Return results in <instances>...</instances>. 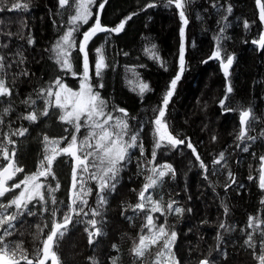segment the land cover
Wrapping results in <instances>:
<instances>
[{"label":"trees","instance_id":"16d2710c","mask_svg":"<svg viewBox=\"0 0 264 264\" xmlns=\"http://www.w3.org/2000/svg\"><path fill=\"white\" fill-rule=\"evenodd\" d=\"M12 2L14 0H0V7L10 6ZM24 2L28 3L27 10L0 11V45H8L0 48V54L7 56L6 63L18 62L21 57L16 53H21L24 59L22 64L14 63V69H6L4 78L13 88V94L0 97V118L4 121L0 124V142L6 143L4 134L20 127L28 129L25 136L12 137L15 145H8L10 151L15 147V160L24 169L9 184L37 170L44 154V135L60 138L69 135L65 133V127L71 131V126L59 121L58 110L54 108L36 123L21 119L31 110L22 101L31 95L36 100L33 107L42 110L44 101L36 96L40 89L49 87L57 77L75 89L80 79L79 75L61 70L53 50L56 42L72 27L69 18L74 14V6L61 9L58 0ZM102 2L95 0L92 10L99 8ZM150 3L155 7H147ZM229 5L230 13L227 11ZM185 13L187 24L181 20L179 10L174 4L168 5L167 0H107L104 8L98 10L102 26L109 29L132 16L119 33H97L89 40L86 50L92 83L103 84L99 92L108 101L110 109L126 110V117L120 112H113V115L127 120L130 134H138V146L130 148L121 163L115 189L103 193L107 202L100 208L103 220L97 225L102 233L89 244L85 227L90 216L76 217L68 225L59 245L54 247L61 264H92V260L97 264H112L113 260L117 264H140L131 250L138 236L148 232L144 228L147 215L153 216L157 226L164 224L169 232H176L172 251L180 264H197L209 251L216 264H257L253 249L245 244V240L246 233L253 231L247 227L249 217L258 216L264 220V204H261L264 190L259 187L258 180L259 158L264 156V49L253 43L264 34V22L259 19L255 0H188ZM245 21L249 25L247 28ZM88 25L81 24L79 32L74 33L76 47L70 50L73 71L77 73L82 72L83 57L78 51L82 41L79 39H83ZM181 28L184 29L183 39ZM8 33L12 35L8 36ZM29 37L34 43L27 42ZM182 43L184 64L181 72ZM98 48L100 53L96 52ZM217 48L222 59L233 57L227 77L221 74L217 58L212 56ZM100 55L107 67L97 78L95 61ZM21 70L30 75H18ZM177 75L180 80L162 119L168 131L185 140V144L172 147L167 140L159 141L155 120L158 109L164 107L163 98L171 81ZM142 84L148 85L143 93L140 92ZM229 85L230 93L227 92ZM225 96V105L221 107L220 101ZM5 108H9V112L3 115ZM225 108L231 111H225ZM249 108L257 119L251 123L248 134L256 139L238 141L239 113ZM86 134L87 129H81L80 138ZM158 141L161 146L157 148ZM189 142L207 165V171L200 167V161L187 147ZM65 145L66 142L60 146ZM139 145L143 147V154ZM245 147L248 148L246 152L243 151ZM221 152L225 159L214 164ZM0 163L6 161L0 158ZM166 164L172 166L174 174L165 175L145 193L153 201L160 202L164 215L151 212V204H147L145 211L134 212L130 205L138 202V194L147 182V176L152 174L149 170L153 167L159 170ZM72 168V159L61 155L53 164L55 178L51 175L47 180L40 178L53 188L60 185L54 193L56 199L63 202L57 219L69 203ZM229 172L236 183H232ZM250 176L253 179H249ZM229 184L231 186L226 188ZM85 188L92 189L91 194L84 197L89 206L85 211H88L98 206L97 182L88 179V174ZM13 195L8 193L0 199L6 203ZM169 202H175L173 207L184 211L180 214L169 212L165 208ZM48 207L53 205L49 203ZM29 208L36 215L21 217L7 239L20 244L21 251L35 261V252L42 248V240L50 231L51 217L48 213L41 215L39 205L29 204ZM13 211L14 207L8 209V212ZM45 223L48 228L42 236L36 225L43 227ZM220 223L226 228H219ZM218 232L222 236L219 242L216 239ZM260 238L259 233H254L257 254ZM157 251V247L151 248L143 264H152ZM20 264H26V261L21 260Z\"/></svg>","mask_w":264,"mask_h":264},{"label":"snow or ice","instance_id":"6c2138e0","mask_svg":"<svg viewBox=\"0 0 264 264\" xmlns=\"http://www.w3.org/2000/svg\"><path fill=\"white\" fill-rule=\"evenodd\" d=\"M95 3V0H58V5L61 9L69 6H74V14L69 18V24L72 27L68 28L64 35L61 36L60 40L54 46L56 53L57 63L60 65L61 70H67L72 73L73 76L79 75L80 82L79 88L73 90L63 83L60 77H57L53 83L47 87L40 89L36 96L42 98L45 107L42 110L33 107L36 105V100L29 95L28 98L22 101L23 104L27 105L31 110L26 114L22 115L21 119L27 120L30 123H36L40 117H47L50 114V109L54 108L58 110V119L61 123L71 126L65 127V133L69 135L62 136L60 138H50L48 135H44L42 143L44 144V154L37 167V170L31 174H25L22 180L9 184L10 181H14V178L19 173H23V167L19 166L15 160L16 149L15 147L9 150L8 145H15L16 141L12 139L13 136H25L28 129L20 127L12 131L11 133L4 134V142H0V158L6 163H0V198L6 197L8 193H14L11 199L5 203L0 199V264H20L21 260L26 261V264H47L50 260L51 264H61L60 258L54 247L59 245L60 239H62L67 232L68 225L73 223L76 217L85 216L90 218L86 221L85 231L88 233L89 244L94 242V237L102 233L101 228L97 227L98 223H102V213L100 208L107 202L105 191H112L115 189L116 180L120 172V165L125 161L128 150L133 147H137L138 134H130L129 124L126 119L113 115V112L123 113L124 117L127 116V112L123 108H112L110 109L108 101H106L100 94L99 89L103 87V84L99 81L96 84L92 83L93 77L90 75L89 57L87 44L89 40L95 36L98 32H121L127 20H131L132 16L126 17L114 28H106L102 26L99 15H96L95 23L88 31L83 32V39L78 44L79 53H83L82 60V72L77 73L73 71V65L71 63L72 52L70 51L76 47V40L74 33L79 32L80 23L87 24L89 18L92 15L90 6ZM107 0H103L99 4V9L104 8V4ZM168 5L175 6L179 10V16L184 24H187V17L185 13V7L188 0H167ZM256 6L259 9V19L264 22V0H255ZM147 7H155V4H148ZM28 3L24 0H14L10 6L0 7V11H14V10H27ZM227 11H232L231 5L228 6ZM132 15H135L133 13ZM248 22L245 21V27L247 28ZM11 36V33L7 34ZM184 29L181 28V37L183 39ZM27 42L29 44L34 41L29 37ZM264 49V34H262L259 40L253 41ZM7 44L0 45V48H7ZM97 53L101 52V49H96ZM20 56V60L9 61L6 63L7 56L0 54V97H10L13 94V88L9 86L6 81L5 74L6 69L13 66L14 63L22 64L24 59L21 53H16ZM214 58L220 59L221 53L219 48L213 52ZM180 63L181 72L183 71L184 64V45L180 47ZM225 76L229 75V68L233 63V57L228 56L226 59L221 60ZM103 55L95 61V77H100L102 69L106 68ZM18 75L27 77L30 75L26 70H21ZM180 80V75H177L170 85V89L166 92L163 98V106L158 109L159 115L155 120L156 132L159 135V141L167 140L172 146L185 144V140L178 139L168 131L166 122L163 121L165 116V109L169 104V100L173 95L176 88L177 81ZM148 88L147 84L140 86V92L143 93ZM232 91L231 86L227 88V92ZM220 101L221 107H224L225 100ZM225 111H231V109L225 108ZM9 112V108L3 110V115ZM257 117L253 114L251 108L242 110L239 113V121L241 129L236 136L238 141L255 140L256 137L248 134L251 123L255 121ZM4 121L0 118V124ZM81 129H87V134L80 138ZM127 137V139H125ZM215 140V137H213ZM159 141L156 147H160ZM66 142V145L61 147L62 143ZM239 146V145H238ZM141 154H143V147L139 145ZM187 147L192 149L196 156L197 161H200V167L207 171V165L201 160L200 155L196 152V149L189 142ZM243 151H248L245 147ZM61 155L70 157L73 161L72 168V183L69 189V203L65 206L66 210L62 212L60 219H57V214L61 213L60 204L63 203L58 201L54 195L55 191L59 189L60 185L57 184L55 188L51 185H46L41 181V177L47 178L51 175L55 178L53 172V164ZM153 158L155 157V151L152 153ZM225 159L223 152L219 153L218 159L214 160V164H220ZM261 167L258 176L259 187L264 190V156L260 158ZM152 174L147 176V182L144 184L143 189L138 194V202L135 205H130L132 210L145 211L147 204H151V212H160L164 215V208L161 206L159 201H153L150 195L146 196L150 188H153L160 179L165 175L172 173L174 169L170 164L160 166L158 170L153 167L149 170ZM83 173L88 174V179L97 182L98 187V206L96 208H88V201L84 199V196L91 194L92 189H85V181ZM229 178L232 183H236L232 173L229 172ZM249 179H253L252 176ZM231 185H226L230 187ZM19 189L18 192L16 190ZM47 193V195H46ZM83 193V195H82ZM53 205L49 208L48 204ZM175 202L168 203L166 208L169 212H175L180 214L184 209L180 207H173ZM29 204L33 207L40 206V214L48 213L51 217V228L45 238L42 240V248H38L35 252V261L29 259L28 255L21 251V245L13 243L7 238L13 234L15 224L24 215L33 216L36 215L29 208ZM261 204H264V200H261ZM15 211L8 212V209L13 208ZM190 211V209L188 210ZM228 209L225 207V214ZM97 217H101L100 220ZM5 225L7 227H5ZM264 220L258 216H250L248 219L247 227L252 229V232H247V239L245 244L253 249V255L257 259V264H264ZM36 228L40 231L41 235H44V229L48 228V224L45 223L43 227L40 224L36 225ZM144 228L148 229L147 234H140L138 241L134 242L132 248V254L143 264L145 255L153 247H157L158 251L152 260V264H180L176 259L172 247L176 240V232H169L164 224L157 226L155 224L152 215L146 216V224ZM219 228L225 229L224 223L219 224ZM91 229V230H90ZM227 230V229H226ZM143 232V228L141 229ZM254 233H259V254L256 253L257 243L254 240ZM217 241L222 240L220 233H217ZM116 248V245H113ZM219 249V243L217 244V250ZM19 254V259L17 258ZM212 252L209 251L207 256L200 259L197 264H216L214 259H211ZM91 259V258H90ZM92 264H97L95 260H92ZM112 264H117L115 260Z\"/></svg>","mask_w":264,"mask_h":264},{"label":"rangeland","instance_id":"374dc122","mask_svg":"<svg viewBox=\"0 0 264 264\" xmlns=\"http://www.w3.org/2000/svg\"><path fill=\"white\" fill-rule=\"evenodd\" d=\"M92 7H93V5L90 6V8H91V12L93 11V10H92ZM98 10H99V8H96L95 11H93V13H92V15H91V17L89 18V21H88L89 24H91V23L93 22V21H90V19H91L92 17H95V16L97 15ZM94 22H95V21H94ZM88 23H87V24H88ZM81 24H82V25H85L84 23H80V25H81ZM59 40H60V39H59ZM59 40H58V41H59ZM79 40H82V37H81ZM58 41H57V42H58ZM57 42H56V44H57ZM56 44H55V45H56ZM54 54H55V57H56V53H55V51H54ZM78 82H80V79H79ZM78 88H79V87H77V88H75V89H73V90H77ZM119 117H121V116H119ZM85 189H86V188H85ZM82 195H83V193H82ZM84 197H85V196H84Z\"/></svg>","mask_w":264,"mask_h":264},{"label":"flooded vegetation","instance_id":"af4514ba","mask_svg":"<svg viewBox=\"0 0 264 264\" xmlns=\"http://www.w3.org/2000/svg\"><path fill=\"white\" fill-rule=\"evenodd\" d=\"M93 11H94V10H93ZM93 11H92V13H93ZM95 19H96V16H95V17H92V18L90 19V21H93V22H92L91 24L88 25V28H87L86 31H88V29H89L90 27L93 26V24L95 23V22H94ZM98 33H101V32H98ZM103 33H105V32H103ZM53 39H54V37H53ZM82 60H83V57H82ZM11 69H14V64H13V66L11 67ZM65 84H66V83H65ZM66 85H67V84H66ZM67 86H68V85H67ZM68 87H69V86H68ZM76 87H79V83H78V85H76ZM70 88H71V87H70ZM83 178H84V181H86L87 173H84ZM47 264H50V261H48Z\"/></svg>","mask_w":264,"mask_h":264},{"label":"water","instance_id":"95a60500","mask_svg":"<svg viewBox=\"0 0 264 264\" xmlns=\"http://www.w3.org/2000/svg\"><path fill=\"white\" fill-rule=\"evenodd\" d=\"M257 7V6H256ZM257 10H258V14H259V9H258V7H257ZM107 28V27H106ZM101 33H103V32H101ZM260 47V46H259ZM221 60H222V58H220V59H217V61H218V63H219V69H220V72H221V74L223 75V76H225V73H224V69H223V66H222V63H221ZM231 67H232V65L230 66V68H229V74H230V69H231ZM229 76V75H228ZM238 124H239V127H240V129H241V125H240V121H239V119H238ZM50 261V260H49ZM50 264H51V261H50Z\"/></svg>","mask_w":264,"mask_h":264},{"label":"bare ground","instance_id":"6f19581e","mask_svg":"<svg viewBox=\"0 0 264 264\" xmlns=\"http://www.w3.org/2000/svg\"><path fill=\"white\" fill-rule=\"evenodd\" d=\"M170 203V202H169ZM166 208V207H165ZM165 213H166V211H165Z\"/></svg>","mask_w":264,"mask_h":264}]
</instances>
